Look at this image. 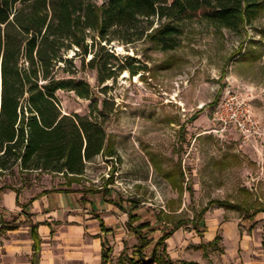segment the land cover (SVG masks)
Wrapping results in <instances>:
<instances>
[{
  "label": "rangeland",
  "instance_id": "rangeland-1",
  "mask_svg": "<svg viewBox=\"0 0 264 264\" xmlns=\"http://www.w3.org/2000/svg\"><path fill=\"white\" fill-rule=\"evenodd\" d=\"M93 2L100 6L106 0ZM149 22L151 28L146 21L136 25L132 43H101L106 50L98 51L97 61L106 62L107 68H101L100 77L110 74L109 67L120 69L101 85L96 70L88 65L96 48L84 63L80 57L74 59V77L89 85L91 100L73 92L56 93L63 115L83 116L89 104L96 102L97 111L105 115V132L114 150L112 158L98 156L86 163L83 175L70 188L106 187L125 207L130 201L136 203L140 221L152 223L154 229L186 221L174 235L178 246L172 251L187 259H205L204 253L215 251L198 248L201 239L188 221L208 201L224 200L248 210L264 208V135L243 141L232 130L219 131L211 117L223 98L233 96L249 106L264 132V10L236 31L218 27L201 13L192 14L179 21L181 32L168 51L146 36L160 23L156 18ZM142 31L143 36L136 39ZM92 35L87 38L89 45ZM73 55L69 51L67 57ZM178 168L183 175L181 192L163 176ZM4 185L27 198L44 190L68 188L61 174L25 173L16 166L0 174V187ZM222 211L212 207L207 225L216 224L221 215L227 220L243 214ZM26 221L19 219V223ZM247 226L242 221L239 231L248 232ZM203 228L202 221L197 231ZM217 234L221 235L219 230ZM127 243L124 264L134 244L128 233ZM225 247L230 251L228 243ZM115 256L111 264H116Z\"/></svg>",
  "mask_w": 264,
  "mask_h": 264
},
{
  "label": "trees",
  "instance_id": "trees-1",
  "mask_svg": "<svg viewBox=\"0 0 264 264\" xmlns=\"http://www.w3.org/2000/svg\"><path fill=\"white\" fill-rule=\"evenodd\" d=\"M262 10L261 0H106L100 6L93 0H0V174L15 166L25 173L61 174L69 189L83 175L86 163L98 156L113 157V145L104 128L105 115L97 111L96 102L89 104L88 113L83 116L61 113L56 98L59 91L73 92L83 100L92 98L89 85L74 77L75 58L80 57L84 63L88 53L96 48L88 65L96 70L101 85L120 71L119 66L114 71L109 67L110 74L100 77L101 68H107L106 62L97 61L98 51L106 50L101 43L112 40L132 43L130 37L135 35L133 31L140 21L149 23L148 28L152 27L150 19L160 22L146 36L160 50L168 51L175 47L181 32L179 21L192 14L201 13L218 27L236 31ZM91 33L89 45L87 38ZM69 51L74 53L70 58ZM239 54L240 50L236 55ZM153 167L159 170L154 164ZM163 176L176 190L182 191L180 168ZM4 190H13L18 204L19 190L5 185L0 187V191ZM47 192L36 195L23 208ZM88 192L106 196L110 191L101 187ZM114 205L127 214V228L137 240L126 258L127 264H176L167 255L165 241L186 221L175 222L167 229H154L150 222L139 223L136 203L128 202L127 209L115 202ZM212 207L242 212L247 219L264 212L260 209L249 215L238 204L210 200L188 221L196 233L204 214ZM99 227L110 232L102 222ZM30 238L31 264H37L40 241L34 226L30 228ZM217 241L215 237L211 245ZM110 253V248L103 245L101 264L108 263ZM123 257L124 253L118 264H123Z\"/></svg>",
  "mask_w": 264,
  "mask_h": 264
},
{
  "label": "crops",
  "instance_id": "crops-1",
  "mask_svg": "<svg viewBox=\"0 0 264 264\" xmlns=\"http://www.w3.org/2000/svg\"><path fill=\"white\" fill-rule=\"evenodd\" d=\"M44 191L48 192L24 208L43 191L29 198L22 196L19 191L18 204L13 190L0 191V264H31L32 226L40 241L37 264H101L103 245L111 250L107 264H111L115 255L118 264L120 255L124 253L125 256L129 249L127 233L134 239L130 253L134 250L137 240L127 228V214L119 211L114 202L124 209L128 207L120 199H114L111 192L103 196L86 189L59 188L56 191ZM242 208L249 215L260 210ZM210 210L204 214L205 218L203 216L202 231H197L198 234L193 231L201 239L198 248H212L215 253H204L205 259L196 260L173 252L178 246L174 240L178 229L165 241L171 261L176 264L182 261L196 264H264V212H258L248 219L242 214L241 218L228 217L224 220L221 215L220 219L215 220L216 224L208 226L206 222L212 214ZM12 216L16 218L15 221ZM6 217L9 218L8 222L3 221L7 220ZM24 218L27 221L19 223V219ZM242 221L248 222V232L239 231ZM100 222L110 232L101 231ZM218 230L221 235L217 234ZM215 237H218V241L211 245ZM227 243L230 251L225 247Z\"/></svg>",
  "mask_w": 264,
  "mask_h": 264
},
{
  "label": "built area",
  "instance_id": "built-area-1",
  "mask_svg": "<svg viewBox=\"0 0 264 264\" xmlns=\"http://www.w3.org/2000/svg\"><path fill=\"white\" fill-rule=\"evenodd\" d=\"M212 122L219 131L232 130L243 141L259 138L264 135L257 119L251 114L249 106L236 97L223 98L212 110Z\"/></svg>",
  "mask_w": 264,
  "mask_h": 264
}]
</instances>
